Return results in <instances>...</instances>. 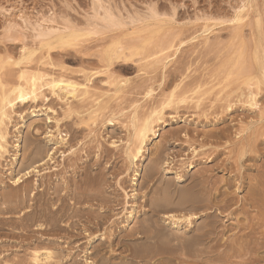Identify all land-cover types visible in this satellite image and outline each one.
<instances>
[{"label": "rangeland", "instance_id": "374dc122", "mask_svg": "<svg viewBox=\"0 0 264 264\" xmlns=\"http://www.w3.org/2000/svg\"><path fill=\"white\" fill-rule=\"evenodd\" d=\"M100 6L112 8L115 12L118 11L124 19H127L129 15L144 16L149 13L151 7L155 9L159 15H162H160L162 29L160 32L158 31L156 33V36L154 34L150 37L151 39H149V42L160 44V46H158L160 49L155 48V50H158V53L152 55V53L157 50L155 51L151 45L141 54H137L135 57L133 56L130 64L120 60L115 61L114 66L110 70L111 72H107L109 75L113 74L117 78H120L121 82L118 81L119 86L120 89L121 87L123 89H121L122 91L117 97H115V95L119 89L117 90L116 85H110L108 83V75L103 73L106 71V66H104L106 64V58L111 54V51L109 53L108 49L114 45L115 41L122 42V44L132 43L129 42V39H138L139 35L129 36L128 34L130 31L124 29H117L114 31L115 28H113L110 33H103L104 35L97 32L88 34V32L85 31V35L76 41L77 44L72 42L70 47L66 50H52L49 53L48 49L42 46L43 42L41 43V40L43 41L44 39V31H46V29L51 32H59L72 26L76 29H83L84 27L86 28V25L90 24V20H96L94 21L95 23L98 22L102 24L101 15L104 9L100 8ZM237 16L239 18L241 17V21H238ZM234 19H236V21ZM87 22L89 23L87 24ZM167 23L171 24L168 25ZM163 24H167L164 26V29ZM43 28L44 30L42 31L41 29ZM236 29H241L240 33H243L242 39L234 36L233 33ZM176 31H179L177 32V36L175 35ZM166 35L168 36L166 37ZM171 35H173V37ZM162 38L163 40H160ZM135 41L137 43L140 42V40H134L133 43H135ZM182 42L183 46H181ZM169 44L171 47L168 46ZM237 45H239L240 48H238ZM242 45L243 47L246 46L248 49L245 47L246 51L241 50ZM161 46L165 50L161 48ZM161 49L163 52L165 51V53H160L159 50ZM236 49L239 50L237 51ZM255 51H258V61L254 59ZM126 52L127 54H132L133 51L129 49ZM236 52H244L245 56L248 55L247 57L250 61L246 65V68L248 66L250 67V70L248 69L250 75L248 71H246L247 69L245 70L246 72L238 73L237 71L236 73V67L232 70L233 73L235 72V75L232 74L233 76L228 80L231 83L234 81L232 85L229 82L230 88L239 91L237 92L238 94L236 93L234 95L238 97L243 92L242 90H247L245 81H247L248 76L252 75V78L255 77L253 82L255 81L256 83L254 82L252 86L254 91L255 87L257 88L255 93H259L255 104L256 106L254 105L253 108L245 110L243 104H238L237 109H239L229 113L230 116L225 122L216 123L214 122L215 120H213L211 124L205 125V119L201 117V114H198L200 110L192 109L194 107L192 101L187 104L189 108L179 110L181 117L183 116V121L179 120L178 122H173L169 119L166 125L164 124L158 127L157 134L159 136L154 138L146 148L147 152L144 159L139 161L137 166L129 165L126 160L127 156L125 155V151L129 145L128 141L133 132L132 127H130L131 119L137 105L140 106L143 103L142 106H145V103L150 101L151 98H145L147 91H149L147 89L153 87L152 89L155 92L154 97L156 98L157 95L158 98L160 97L158 96L159 94L162 95L163 90V92L169 94L176 85L181 84L183 81H185V83L183 82L184 85L189 84L188 81L190 82L191 78H198V75H200L199 78L204 76L202 78L204 82L201 79L202 84L211 81V76H216L215 78H217L219 75V78L222 79L231 71L230 68H227L228 65L224 64L223 66V62L225 63V61H227L225 59L229 57H239V53ZM145 54L146 56H144ZM165 55H170L167 60L163 59L167 57ZM263 55L264 0H0V60L3 62V64H0V75L2 73L3 76L6 74L7 77L4 76L3 78L6 77V80H10L11 86L18 82L17 77L20 71L26 69L30 72H42V74H48V72L51 71L49 74L53 78H60L66 74L68 77H65L66 79H70L82 85L86 84L87 77L93 76L91 78L92 83H89L90 86H92L91 89L94 88L93 90H95L96 88L95 91L98 90L97 92L100 95L106 93L104 97L99 99L101 100V104H110L111 102V104H113L112 106L110 104V106L113 107L114 105V109L118 106V109L115 110L111 108L113 111H111V109L107 110V112L105 111L107 113L104 112L106 114L105 116L103 115L104 113L99 114L97 120V118H94V115L91 114L97 107L93 108L90 104L85 105L86 103H82L81 106L85 105V107L83 106V111L81 109L83 107L79 108L80 105L78 106L81 98L74 99L72 96H68L66 91H61V89H59L57 93L65 97V100L59 101L50 89H46L45 97H48V100L46 99V101H44L45 99L40 96L39 100L33 99L26 105L15 106L14 113H12L10 117L11 119H6L3 123H1L0 116V130L7 132H4L6 133V139H4V143L2 142L7 152L4 149L5 152H3L6 154L4 158L0 159V264H33L32 259L34 255L38 253L43 259V262H46L45 260H48L47 256L50 255V252L51 254L53 253V261L50 259L51 263L54 261L58 262H54L55 264H88V262H90V264H195L187 253V250H184L186 249L185 246L176 249V251L171 249L164 250L161 243L155 245L151 244L144 238V234L142 233V235L140 233V231L148 226L146 222L150 223L153 216L155 220L158 219V217L164 218L161 227L163 230H166L168 234H178L179 236L185 237L188 231V226L185 222L188 217L181 211L171 210L161 211L162 213L159 212L158 214L153 213L155 208L160 210V208L167 203L173 204L175 207H183L181 202L182 199L180 200V198H182L187 183L176 184L174 183L175 175H169V177L164 176V174L162 175V173H156L155 175L147 171V166L151 164L150 160L152 161L154 159L159 145L162 146L165 144V139H167L168 143L166 146L168 148L167 151H165V156L167 155V159H174L175 172L181 170L183 163L188 161V156H185L188 150L184 147L185 140L182 138V135L179 134L181 137L179 139H174L178 137L177 134L176 137L174 134L177 132L176 130L185 132L188 125H191V122L193 124L195 122V125H191V127L195 126L197 128V123L201 121V127H199L200 138L203 137L204 131H207V129H222L232 126L233 142L225 143L226 141H223V143L219 145L213 144L211 147L213 150L224 151L226 154L223 152L222 158L229 156L236 158V155L234 152H231V149L235 148L234 150H236L235 153L237 154V149L240 148L236 146L239 147L241 145H239L238 140H245V138L250 139L251 151L248 156L252 158L250 162L252 168L249 172L252 176V183H257L256 181L259 180L258 178H260V175L264 172ZM48 57L51 59L49 60ZM143 57H145L144 59L147 58V60L150 59L147 62ZM45 58L47 59L45 60ZM151 58H154L152 60L153 64L150 62ZM158 59H163L166 62L164 61L163 65L162 62L161 64H155L154 60L158 62ZM50 61H53V63L55 62L57 68L55 66H50ZM141 62L143 69L145 68L144 66H146V71L148 73L151 72V75L145 71L146 68L144 70L140 69L139 71V68L142 66ZM16 63L20 64L16 65ZM48 63L49 66L46 65ZM44 66L46 69H43ZM50 67H54L53 70H49ZM149 68L150 70H148ZM162 69L165 70L163 71ZM153 70H156V73ZM177 70L183 72L178 71L179 74L176 72ZM9 71H11V73ZM148 76L151 79H148ZM146 78V82L148 80L151 82L148 81L149 83H146L144 80ZM204 78L207 80L205 81ZM219 78H217V81H214V84H217L216 89H214L216 94L211 92L209 95L203 97L205 98L204 103L210 105V103L216 104L218 101V97L220 96H218V92L216 91L222 90L221 88L226 84V82H224L223 85H218ZM258 79L261 81L257 82ZM93 80L95 82H93ZM165 80L166 83L168 81L170 83L168 82V84L163 86L162 83H165ZM191 80L193 81V79ZM128 81L130 84H127ZM242 82L245 83L246 86ZM206 85H204L202 90L204 89L203 91L207 92L211 91L210 88L213 84L206 83ZM208 85H210V87ZM162 86L165 88L163 89ZM194 86L195 85L191 88H194ZM129 90L131 94H126ZM123 91H125V94ZM141 92H143V94ZM121 93L124 94L123 97L125 96L128 98H123ZM112 96L115 97V99L117 98V100L118 97H120L119 102L114 104L115 99L111 98ZM190 96H193V94L191 93ZM108 98L109 101L107 100ZM193 98L195 97L193 96ZM145 99L148 101L145 102ZM49 100H51V102ZM64 101L68 106L70 104V106L74 105L76 107H74L76 111L72 112L73 114L70 113L66 116L69 107ZM217 104L219 103L217 102ZM190 106H192L191 109ZM51 108L52 110H50ZM108 111L111 112L109 113ZM168 114L174 115L175 111L170 110L167 112L166 118L169 116ZM91 115H93V117ZM92 118L94 119L92 120ZM111 118L114 121L113 126L109 125L110 122L108 120ZM7 123L8 130L5 129L6 126H3ZM56 126H58L60 131L58 128L56 129ZM100 138L101 141H99ZM68 139L70 140L68 141ZM98 142L100 145L104 144L107 147L103 148L101 146V148L98 149V147H100ZM253 142L256 144H254L255 146ZM45 143L48 144L46 145ZM111 143L115 144L117 149L112 148L111 145H109ZM231 145H233V147H231ZM50 148L51 152L56 151V148H60L61 153L57 151L54 160L55 163L44 166L43 168V150L50 151ZM102 149L111 150L107 155L108 157L106 156L105 158ZM90 153L91 156L89 157ZM100 158L103 165L94 167V170H87L84 160L88 162L92 160L91 163L93 162V164H95ZM184 159H186V161ZM75 160H78L76 162L79 164H77V166H79L78 168L76 166L77 169L74 167L75 171L69 168V166L68 168L66 167L70 164V161L75 162ZM63 167L67 168L65 172L56 174L54 168L61 170ZM138 168L141 169L140 176L138 180L135 181V172ZM200 168L202 167H198L194 171L199 172ZM49 171L50 173L53 172V177L49 175ZM222 175H225V173H220L218 177ZM64 176H67L66 181ZM54 179L57 181L56 183ZM100 179L106 180L102 188L99 189L100 191L96 192L97 197L94 196V198L88 199L87 201L79 198L83 197V195L78 192L81 187L84 186L85 188L87 185V187H90L93 185L92 183L101 182ZM59 181L61 185L58 184ZM54 183L57 184V186ZM59 185L61 187L64 185V187L62 188L63 190L60 189L61 187L59 188L61 190L60 195L59 197L56 195V198L53 192H55V186L58 187ZM168 187L171 188L169 191H171L172 194L166 191ZM21 190L22 192L28 190L29 194L24 205L18 207L16 205L17 202L12 196H17L22 193ZM44 190L50 193L52 200H50L49 205H52L53 210H59L60 216L62 217V219H60L61 222L58 220L56 223H53L52 217H43ZM253 193H255V191H253ZM245 194L246 191L241 193V196ZM166 197H168V199L165 203ZM259 199H261V197H258L256 202H253V208L250 209L249 217H227L223 215V217L218 218V221H220L219 225L221 223L219 230L223 233V235L221 234L223 246H220L218 249V256L220 255V257L218 260L213 257L210 263L205 264H264V218L261 217L260 219V217H257L261 214L258 213L259 209L257 208L264 206L262 204L263 200L261 199V202ZM254 203L257 206L256 209ZM259 203L260 205H258ZM56 206H58V208ZM61 209H63V211ZM148 218L150 220H147ZM173 219H181L182 221L175 224V222L172 221ZM211 219L213 220V218ZM202 221L203 218L199 220V223ZM239 224H244L243 226L245 227H241L239 230ZM245 233H248L249 236L247 234L245 237ZM247 236L249 241L247 240ZM244 237L246 239H244ZM237 239H240V241ZM232 240L234 242H231ZM236 240L238 244L242 241L243 246L247 245L243 248L244 250L243 252L241 251V254H239L240 249ZM182 241H184V239ZM235 242L238 247L235 246V248H233V246L236 245ZM152 245H154L153 248L151 247ZM247 251L248 253H246ZM214 258L215 260L212 261ZM50 260H48V262Z\"/></svg>", "mask_w": 264, "mask_h": 264}, {"label": "bare ground", "instance_id": "6f19581e", "mask_svg": "<svg viewBox=\"0 0 264 264\" xmlns=\"http://www.w3.org/2000/svg\"><path fill=\"white\" fill-rule=\"evenodd\" d=\"M97 7V6H96ZM105 6H100V8L104 9L103 14L101 15V21L102 24H99L98 22H94L90 20V24H88L89 22H87L88 25H86V28L84 27L83 29H76L69 27L70 28H66L65 30H61L59 32H51L49 30L46 29V31H44V39L43 41L41 40V43L43 42L42 46L46 47L48 49V53L50 51H54V50H66L70 47L72 42H75L82 36L85 35V31L88 32V34L90 33H110V31L114 29H124L127 31H130V33L128 34L130 35H139L138 39L137 38H132L129 39V42L132 43H125L122 44V42H114V45H112L108 51L111 54L108 55V58H106V64L104 66H106V71H104L103 73L109 72L111 70V68L114 66L115 61H124V63H128L130 64L131 60L133 59L132 57L137 54H141L142 52H144L146 49L149 48V46L152 45L153 49L155 50V48H158V46H160V44L158 45L157 43H152L149 42V39H151L150 37H152L154 34L156 36V33L162 29V21H160L161 16L158 14V12L155 11V9H153L152 7L149 10V13L144 15V16H131L129 15L127 17V19H124L121 14L117 11L115 12V10L113 11L112 8H104ZM244 7V6H243ZM99 8V9H100ZM262 8V7H261ZM96 9V8H94ZM97 10V9H96ZM257 10V9H256ZM169 15V14H168ZM95 17V16H93ZM238 17V16H237ZM97 18V17H96ZM100 18V17H99ZM163 18V17H162ZM169 18V17H168ZM172 18V17H171ZM241 18V17H240ZM238 17V21H241ZM251 18V17H250ZM173 19V18H172ZM175 19V18H174ZM164 20V19H163ZM168 20V19H167ZM227 20V19H225ZM236 21V19H234ZM258 20V19H257ZM174 21V20H171ZM161 22V23H160ZM251 22V21H250ZM148 23V24H145ZM228 23V22H227ZM168 25H170L171 23H167ZM165 24V25H167ZM232 24V23H231ZM163 24V29L165 28V26ZM34 27V26H33ZM241 27V26H240ZM248 27V26H246ZM174 28V27H173ZM49 29V28H48ZM176 29V28H175ZM37 30V29H36ZM39 30V29H38ZM42 31L44 30L41 29ZM179 30V29H178ZM231 30V29H230ZM234 30V29H233ZM241 30V29H240ZM239 29H236L234 31V36L239 39L243 38V33H240ZM40 31V30H39ZM113 31V32H114ZM123 31V30H122ZM17 32V31H16ZM117 32V31H116ZM121 32V31H120ZM126 32V31H125ZM177 32L176 31V36H177ZM39 33V32H38ZM41 33V32H40ZM171 33V32H170ZM167 33V34H170ZM188 33V32H187ZM113 34V33H112ZM115 34V33H114ZM127 34V33H126ZM181 34V33H180ZM231 34V33H230ZM232 34V35H233ZM41 35V34H40ZM104 35V34H103ZM174 35V36H175ZM215 35V33H214ZM39 36V35H38ZM168 35H166L167 37ZM173 37V35H171ZM170 36V38H171ZM231 36V35H230ZM233 36V37H234ZM36 37V36H35ZM105 37V36H103ZM154 38V37H153ZM152 38V39H153ZM176 38V37H175ZM174 38V39H175ZM182 38V37H181ZM166 39V38H165ZM173 39V38H172ZM238 39V40H239ZM134 40H140V42H136L133 43ZM142 40V41H141ZM160 40H163L160 39ZM244 40V39H243ZM151 41V40H150ZM159 41V39H158ZM175 41V40H174ZM173 41V42H174ZM242 41V40H241ZM164 42V41H163ZM167 42V41H166ZM235 42V41H234ZM162 43V42H161ZM231 43V42H230ZM245 43V42H244ZM242 43V44H244ZM77 44V43H76ZM179 44V43H178ZM183 46V42L181 43ZM162 45V44H161ZM240 45V44H239ZM238 46V48H240V46ZM246 45V44H245ZM249 45V44H248ZM169 47H171V45H168ZM252 46V45H251ZM41 47V46H40ZM93 47V45H92ZM167 47V46H166ZM211 47V46H210ZM232 47V46H231ZM234 47V46H233ZM241 50H245L246 51V46L243 47V45L241 46ZM246 47V48H245ZM161 48H163L161 46ZM175 48V46H174ZM180 48V47H179ZM224 48V47H223ZM244 48V49H243ZM87 49V48H86ZM130 51L132 50V54H127V50ZM160 49V48H158ZM164 49V48H163ZM169 49V48H167ZM166 49V50H167ZM172 49H173V45H172ZM227 49V48H226ZM233 49V48H232ZM248 49V48H247ZM259 49V48H258ZM43 50V49H42ZM84 50V49H83ZM157 50V49H156ZM155 50V51H156ZM162 50V49H161ZM160 51V53H165V51L163 52V50ZM165 50V49H164ZM237 50V49H236ZM239 50V49H238ZM237 50V51H238ZM251 50V49H250ZM257 50V48H256ZM178 51V50H176ZM175 51V52H176ZM222 51V50H221ZM228 51V49H227ZM235 51V50H234ZM149 52V51H148ZM241 52V51H240ZM236 52L239 53V57H229L228 59H225L227 61H225V63L223 62V66L228 65L227 68H230V72L227 73L225 75V77H223L222 79L219 78L220 76L218 75L217 78L219 83L218 85H223L224 82H226V84L223 86V88H221L222 90L220 91H216L218 92V103L216 102V104H206L204 103V100L206 95H209V93L213 92L214 94H216L214 92V89H216V83L214 84V81H217V78H215L214 76H211V81L206 82L207 84H213L212 87L210 88L211 91H203L202 88L204 87V85H206V83L202 84L201 79L204 77L202 76L201 78L200 75H198V78H191L193 79V81L190 79V82L188 81L189 84L184 85L185 81H183L181 84H178L175 86V88L169 93L167 94V92H163L162 91V95L159 94L157 98L154 97L155 96V92L152 88L147 89L149 91H147L146 97L145 98H151L150 101H146L145 99V106H136L135 108V112L132 116L131 119V126L132 127V136L130 138V140L128 141L129 145L125 151V155L127 156L126 160L128 161L127 163H129V165H134L137 166V164H139V161H142V159H144L145 154H146V148L149 146L150 142L156 138L157 136H159L157 134L158 131V127L163 126L164 124L166 125L168 120L171 119L173 122H178L183 121V116L181 117L179 110H184L186 108H189L187 106V104L191 103L193 101L194 107L192 109H199V113L201 114V117H203L205 119V125H209L213 122V120H215L214 122L218 123V122H225L227 120V118H229V113H232L234 111H236L237 109V105L238 104H243V108L245 110H249V108H253V106L256 104V100H257V96L259 95L255 93V91H257V88L255 87V91L253 89V79L255 80V77L252 78L251 76H248L247 81H245V83L247 84V90H242L243 92L241 93L240 96H234L237 92H239L238 90H233V88H230V80L231 77L233 75H235L232 70H234L236 67V73L238 71V73L240 72H246L248 71V69L250 68L249 66L246 68V65L248 64V62L250 60H248V55L245 56V53L242 52ZM263 52V51H262ZM47 53V54H48ZM53 53V52H52ZM56 53V52H55ZM158 53V50L153 54ZM248 53V52H247ZM54 54V53H53ZM57 54V53H56ZM61 54V52H60ZM64 54V52H63ZM67 54V53H66ZM232 54V53H231ZM151 55V56H152ZM24 56V55H23ZM143 56V55H142ZM146 56V54L144 55ZM150 56V57H151ZM167 56V55H165ZM164 56V57H165ZM170 56V55H169ZM165 57L163 59L167 60V58L169 57ZM175 56V55H174ZM235 56V54H234ZM264 56V55H263ZM47 57V56H46ZM50 57H51V53H50ZM148 57V56H147ZM198 57V56H197ZM49 58V57H48ZM145 57H143L144 59ZM161 58V57H158ZM239 58V59H238ZM252 58V57H251ZM26 59V58H25ZM47 58H45L46 60ZM51 58H49L50 60ZM150 59V58H149ZM148 59V60H149ZM154 58H151V63L153 64L152 60ZM163 59H158L159 61L156 62L155 64H164L163 62L165 60ZM170 59V58H169ZM220 59V58H219ZM254 59H256V61L259 60L258 58V51H255V56ZM42 60V59H41ZM53 60V59H52ZM103 60V59H102ZM140 60V59H138ZM148 62L147 58L144 59ZM171 60V59H170ZM40 61V60H39ZM62 61V60H60ZM46 62V61H45ZM140 62V61H139ZM166 62V61H165ZM264 62V61H263ZM35 63V61H34ZM50 66H55V62L53 63V61L49 62ZM49 63L46 64L49 66ZM136 63V62H135ZM259 63V62H258ZM257 63V64H258ZM261 63V62H260ZM0 64H3L2 60H0ZM20 63H16V65H19ZM57 64V63H56ZM119 64V63H118ZM151 64V65H152ZM154 64V66H155ZM157 64V65H158ZM168 64V63H167ZM179 64V63H178ZM186 64V63H185ZM36 65V64H35ZM45 65V64H44ZM60 65V64H59ZM139 65V64H138ZM142 65V62H141ZM161 65V68H162ZM166 65V64H165ZM188 65V64H187ZM222 65V64H221ZM241 67H240V66ZM264 65V64H263ZM3 66V65H1ZM43 66V65H42ZM47 66V67H48ZM150 66V65H149ZM153 66V67H154ZM253 66V65H252ZM45 67V66H44ZM43 69H46V67ZM57 68V66H55ZM140 67V66H139ZM142 67V68H141ZM139 68L143 69V65ZM146 68V66H144ZM157 67V66H156ZM155 67V68H156ZM220 67V66H219ZM226 67V66H225ZM261 67V66H260ZM2 68V67H1ZM21 68V66H20ZM54 68V67H53ZM53 68L50 67L49 70H53ZM144 68V69H145ZM152 68V67H150ZM150 68L148 70H150ZM154 68V69H155ZM159 68V67H158ZM164 68V67H163ZM182 68V66H181ZM252 68V67H251ZM4 69V68H3ZM38 69V68H37ZM40 69V68H39ZM143 69V70H144ZM247 69V70H246ZM18 70V69H17ZM48 70V69H47ZM56 70V69H55ZM54 70V71H55ZM83 70V69H82ZM117 70V69H116ZM147 70V68L145 69V71ZM152 70V69H151ZM158 70V69H156ZM156 70H153L154 72ZM160 70V69H159ZM163 70V69H162ZM165 70V69H164ZM163 70V71H164ZM222 70V69H221ZM246 70V71H245ZM250 70V69H249ZM253 70V69H251ZM44 71V70H43ZM62 71V70H61ZM67 71V70H66ZM81 71V70H80ZM84 71V70H83ZM179 70H177L176 72H178ZM190 71V70H189ZM218 71V70H217ZM220 71V70H219ZM11 73V71H9ZM15 72V71H14ZM53 72V71H52ZM65 72V71H64ZM88 72V71H87ZM111 72V71H110ZM147 72V71H146ZM172 72V71H171ZM179 72H183V71H179ZM178 72V73H179ZM207 72V71H206ZM212 72V71H211ZM223 72V71H222ZM227 72V69H226ZM250 71H248L249 74ZM7 73V72H6ZM49 73H51V71L47 73H39L37 72H30L27 69L26 70H22L19 73L18 78V82L15 85L11 86V82H9L8 80H6L7 75L5 74L4 76H6L5 78H3V73L0 75V116H1V123H3L4 121H6V119L8 120L12 113H14V109L15 106L17 105H26L27 103H30V100H35L41 97H43L44 101H46L45 97V92L46 89H50V91L53 92V94L57 97L56 99H58L59 101H63V99L65 100V97H62V95L57 93V90L61 89V91H66L68 93V96H72L74 99H78L81 98L80 104H78L79 108L81 107H85V105L90 104V106L93 108H96L94 110V112H91V114L94 115V118H99V114L104 113L105 111L107 112V110H110L111 108L114 109L113 107H115L110 102L111 106L109 103L107 104H101V100H99L101 97H104V94L106 93H102L101 95L98 94V90H93L91 89L92 86H90V82L92 81V77H85L86 78V84H79L75 81H72L70 79H66L65 77H67V75L62 76L60 78H53ZM62 73V72H61ZM75 73V72H74ZM114 73V72H113ZM148 73V72H147ZM151 72H149L148 74H150ZM156 73V72H155ZM161 73V72H160ZM216 73V72H215ZM252 73V72H251ZM63 74V73H62ZM78 74V73H77ZM80 74V72H79ZM97 74V73H96ZM95 74V75H96ZM102 74V73H101ZM141 74V73H140ZM176 74V73H175ZM180 74V73H179ZM204 74V73H203ZM224 74V73H223ZM233 74V75H232ZM245 74V73H244ZM247 74V73H246ZM262 74V73H261ZM53 75V74H52ZM109 77V81L108 83L110 85H116L117 88V92L115 97L120 95V92L122 91L121 89H123L119 86V82L120 78H117L115 75H109L107 74ZM151 75V74H150ZM165 75V74H164ZM183 75V74H182ZM186 75V74H185ZM190 75V74H189ZM188 75V76H189ZM205 75V74H204ZM207 75V74H206ZM215 75V74H213ZM222 75V74H221ZM242 75V73H241ZM250 75V74H249ZM69 76V74H68ZM141 76V75H140ZM172 76V74H171ZM210 76V75H209ZM238 76V75H237ZM262 76V75H261ZM56 77V76H55ZM168 77V76H167ZM175 77V76H174ZM192 77V76H191ZM258 77V76H257ZM9 78V76H8ZM68 78V77H67ZM96 78V77H95ZM164 78V76H163ZM162 78V79H163ZM166 78V76H165ZM190 78V76H189ZM215 78V79H214ZM239 78V77H237ZM119 79V80H118ZM130 79V78H129ZM142 79V78H141ZM148 79L149 78L148 76ZM167 79V78H166ZM173 79V78H172ZM186 79V78H185ZM205 79V78H204ZM210 79V78H209ZM214 79V80H213ZM234 79V78H233ZM77 80V78H76ZM145 82L147 80L144 79ZM183 80V79H182ZM203 80V79H202ZM207 79H205L206 81ZM238 80V79H237ZM123 81V80H122ZM150 81V80H148ZM146 83H149V82ZM164 81V80H163ZM172 81V80H171ZM236 81V79H235ZM239 81V80H238ZM261 80L258 79L257 82H260ZM263 81V80H262ZM88 82V83H87ZM93 82H95L93 80ZM121 82V81H120ZM126 82V81H125ZM131 82V81H130ZM151 82V81H150ZM162 82V81H161ZM169 82V81H168ZM168 82L165 83L163 82V86H165L166 84H168ZM204 82V80H203ZM230 82V83H229ZM234 82V81H233ZM232 82V83H233ZM92 83V82H91ZM129 83V81L127 82V84ZM154 83V82H153ZM170 83V82H169ZM231 83V85H232ZM243 83V82H242ZM243 83L245 86L246 84ZM256 83V82H255ZM262 83V82H261ZM14 84V83H13ZM130 84V83H129ZM161 84V85H162ZM183 84V85H182ZM92 85V84H91ZM194 88H191L193 87ZM234 85V84H233ZM264 85V84H263ZM162 86V87H163ZM207 86V85H206ZM210 87V85H208ZM235 86V85H234ZM233 86V87H234ZM237 86V85H236ZM143 87V86H142ZM145 87V86H144ZM232 87V86H231ZM262 87V86H261ZM141 88V87H140ZM148 88V87H147ZM165 87H163L164 89ZM236 88V87H235ZM234 88V89H235ZM136 89V88H135ZM237 89V88H236ZM243 89V87H242ZM264 89V88H262ZM261 89V91H262ZM128 91V90H127ZM133 91V90H132ZM158 91V90H157ZM226 91V92H225ZM104 92V91H103ZM125 91H123L124 93ZM130 92V93H129ZM129 92H127L126 94H131V91L129 90ZM264 92V91H263ZM66 93V94H67ZM143 94V92H141ZM157 93V92H156ZM193 94V96L195 98H193V96H190V94ZM125 94V93H124ZM122 97H123V95ZM238 94V93H237ZM106 96V95H105ZM108 96V95H107ZM115 97H111L114 98ZM211 97V96H210ZM214 97V95H213ZM212 97V98H213ZM119 98L118 100L117 98L114 100L115 103L119 102ZM123 98H126L125 96ZM128 98V97H127ZM126 98V99H127ZM191 101H190V100ZM48 100V99H47ZM109 101V98L107 99ZM111 100V99H110ZM124 100V99H123ZM207 100V98H206ZM51 102V100H49ZM55 101V100H54ZM69 101V100H68ZM106 101V99H105ZM117 101V102H116ZM122 101V98H121ZM211 101V100H210ZM208 102V101H207ZM48 103V102H46ZM65 103V101H64ZM79 103V102H78ZM86 103L85 105L81 106V104ZM124 103V102H123ZM130 103V102H129ZM66 104V103H65ZM73 104V103H72ZM186 104V106H185ZM192 104V105H193ZM64 105V104H63ZM67 105V104H66ZM65 105V106H66ZM77 105V104H76ZM120 105V104H119ZM131 105V104H130ZM184 105V106H183ZM68 106V105H67ZM256 106V105H255ZM69 107V108H68ZM67 111L68 114L66 113V116H68L70 113L76 111L74 110V105L73 106H68ZM84 107L81 108L84 111ZM89 107V105H88ZM118 106H116L115 109ZM128 107V106H127ZM192 106H190L191 109ZM207 107V108H206ZM63 108V107H62ZM76 108V107H75ZM87 108V107H86ZM183 108V109H182ZM66 109V108H65ZM111 109V111H113ZM114 109V110H115ZM239 109V108H238ZM237 109V110H238ZM52 110V108L50 109ZM170 110H174L175 114L174 115H169L166 118L167 112H169ZM189 110V109H188ZM110 111V112H111ZM118 111V110H117ZM116 111V112H117ZM64 112V111H63ZM79 112V109H78ZM105 112V113H106ZM109 112V111H108ZM109 112V113H110ZM198 112V111H197ZM103 114L104 116L107 114ZM113 113V112H112ZM73 114V113H72ZM115 114V113H114ZM93 115H91L93 117ZM200 116V115H198ZM264 116V115H263ZM65 117V116H64ZM90 117V116H89ZM92 118V120L94 119ZM11 119V118H10ZM91 119V117H90ZM106 119V118H105ZM82 120V119H81ZM234 120V119H233ZM100 121V120H99ZM110 122V126L114 125V121L113 119H109L108 120ZM185 121V120H184ZM97 122V121H96ZM95 122V123H96ZM59 123V122H58ZM71 124V123H70ZM185 124V123H184ZM8 123L3 125L6 126L3 127L6 130H8ZM58 125V124H56ZM187 125V124H186ZM191 125H195L191 122ZM191 125H188V128L186 129L185 132H181L180 130H176L177 132L174 134L176 137L177 134V138L174 139H179L182 135V138L185 140V145L184 147H186V149L188 150V153L185 155L186 157L188 156V161L186 163H183V167L181 168V170L178 171H174V159H167L165 156V151H167V146L166 144L168 143L167 139H165V144H163L162 146L159 145V147L156 150V153L154 155V159L150 162L151 164L148 167L147 171L152 172L153 174L156 175V173H162V175L164 174V176L169 177V175H175V182L176 184H181V183H187L186 189H184V193L182 195V198H180L183 207H175L173 206V204H164L163 207L160 208V210L158 211L157 208H155V211L153 209V213H162L161 211H171V210H177V211H181L182 213H184V215H187V219H186V225L188 226V231L185 234V237L183 236H179L178 234H168V232L166 230L162 229V223H163V217H158V219H154V216L151 218V220L148 218L147 220H150V223L146 222V224H148V226H146L142 231H140V233L144 234V238L147 239V242L149 241L151 244H158L161 243L163 245L162 248H164V250H168L171 249L173 251H176V249H179L180 247L185 246L187 250V253L190 255V257L193 259V263L195 264H205V263H210L211 259L213 257L216 258V260H218V258L220 257V255L218 256V249L220 246H223L222 244V237L221 234L223 235L222 231L219 230V227L221 226V223L219 225L218 218L219 217H223V215L227 216V217H249V213H250V209L253 208V202H256V199L259 197H261V199L263 200V206H264V172H262V174L260 175V178H258L259 180H257L256 178V182L257 183H252V176L251 173L249 172L251 170V160L252 158L248 156V154L251 151V142L250 139L245 138V140H238L239 141V147L236 146L237 148V154L235 153L236 150H234L235 148L231 149V152H234V154L236 155L235 157H226V158H222L223 152L222 150H213L211 147L213 144H221L223 143V141H226L225 143H232L233 142V132L231 131V127L228 128H215V129H211L207 131H204V135L202 138H200V133H199V127H201V121H199L197 123V128L195 126L191 127ZM59 126V125H58ZM58 126H56V129L58 128ZM61 126V125H60ZM1 127V126H0ZM67 127V126H66ZM187 127V126H186ZM64 128V127H63ZM210 128V127H209ZM1 129V128H0ZM68 129V128H67ZM254 129V128H253ZM252 129V130H253ZM4 130V129H3ZM59 130V128H58ZM72 130V129H71ZM60 131V130H59ZM257 131V130H256ZM6 132V131H4ZM2 130H0V159L4 158V155L6 153H4V139H6V133H4ZM202 132V131H200ZM263 132V130H262ZM61 133V132H60ZM180 134V135H179ZM242 134V133H241ZM262 134V133H261ZM60 135V134H59ZM73 135V134H72ZM185 137V138H184ZM238 137V135H237ZM61 138V137H60ZM167 138V137H166ZM51 139V138H50ZM49 139V140H50ZM64 139V138H62ZM239 139V138H238ZM247 139V140H246ZM65 140V139H64ZM70 139H68L69 141ZM99 141H101V138L99 139ZM106 141V140H105ZM237 141V140H235ZM255 141V140H254ZM3 142V143H2ZM47 142V141H46ZM49 142V141H48ZM163 142V141H162ZM257 142V141H256ZM6 143V142H5ZM103 143V142H102ZM126 143V142H125ZM236 143V142H235ZM46 144V143H45ZM48 144V143H47ZM46 144V145H47ZM51 144V142H50ZM53 144V142H52ZM69 144V142H68ZM237 144V143H236ZM255 143L253 142V145ZM7 145V144H6ZM62 145V144H61ZM98 145L101 148V146L104 148H106L107 146H105L104 144H101L98 142ZM111 145L112 148H116V145L111 143L109 144ZM234 145V144H233ZM233 145H231V147H233ZM256 145V144H255ZM254 145V146H255ZM49 146V145H48ZM46 146V147H48ZM234 146V147H235ZM51 147V146H50ZM71 147V146H70ZM118 147V145H117ZM228 147V146H227ZM253 147V146H252ZM124 148V147H123ZM211 148V149H210ZM215 148V147H214ZM226 148V147H225ZM256 148V147H255ZM63 149V148H62ZM117 149V148H116ZM149 149V148H148ZM216 149V148H215ZM224 149V148H223ZM6 150V149H5ZM103 153L105 154V158L106 156L111 152V150L109 149H102ZM255 150V149H254ZM4 151V152H3ZM57 151L60 152V148H56V151L51 152V148L50 151L49 150H43V168L44 166H48V165H52L54 164V160H55V155L57 154ZM100 151V150H99ZM118 151V150H117ZM7 152V150H6ZM230 152V151H229ZM255 152V151H254ZM61 153V152H60ZM101 153V152H100ZM116 154V153H114ZM224 154H226L224 152ZM233 154V153H232ZM63 155V154H62ZM99 155V154H98ZM97 155V157H98ZM117 155V154H116ZM124 155V154H123ZM124 155V156H125ZM69 156V155H68ZM91 156V153L89 155V157ZM101 156V155H100ZM103 156V155H102ZM108 157V156H107ZM256 157V155H255ZM70 158V157H69ZM82 158V157H81ZM102 158V157H101ZM101 158L99 160H97L95 162V164H93V162L91 163L88 162L87 160H84V164L85 167L90 170H94V167H99L102 164ZM254 158V157H253ZM59 159V158H58ZM65 159V158H64ZM67 159V158H66ZM118 159V158H117ZM72 160V159H71ZM186 161V159H184ZM78 160L74 161H70V164H68L66 167L68 168H72L75 171V168L78 164V162H76ZM80 161V160H79ZM82 161V160H81ZM177 161V159H176ZM175 161V162H176ZM67 163V162H66ZM1 164V162H0ZM185 164V165H184ZM79 165V164H78ZM63 166V165H62ZM83 166V165H82ZM176 166V165H175ZM179 166V165H178ZM58 167V166H57ZM58 169V168H54V171L56 172V174H60L65 172V169ZM75 167V168H74ZM79 166H77L78 168ZM84 167V166H83ZM84 167V168H85ZM198 167H202L200 168L199 172H195L194 170ZM76 168V169H77ZM129 169V168H128ZM134 169V168H133ZM180 169V168H179ZM53 170V169H52ZM79 170V169H78ZM86 170V169H85ZM131 170V169H130ZM140 168L137 169V171L135 172V178L134 180L137 181L138 177L140 176ZM263 170V169H262ZM51 171V170H50ZM49 171V175L52 176L53 172L50 173ZM84 171V170H83ZM194 171V172H193ZM198 171V170H196ZM81 172V171H80ZM142 172V171H141ZM260 172V171H259ZM48 173V172H47ZM87 173V171H86ZM143 173V172H142ZM220 173H225V175L219 176L218 175ZM89 174V173H88ZM87 174V175H88ZM105 174V173H104ZM62 175V174H61ZM91 175V174H90ZM161 175V176H162ZM47 176V175H46ZM103 176V175H101ZM53 177V176H52ZM61 177V176H59ZM65 177V176H64ZM67 177V176H66ZM66 177H65V181H66ZM173 177V176H172ZM254 177V175H253ZM44 178V177H43ZM60 179V178H59ZM169 179V178H168ZM55 180V179H54ZM86 180V179H85ZM101 180V179H100ZM105 180L103 179L101 180V182H96V183H92L93 185L90 187H81L80 190L78 191L80 194L83 195V197H79L80 199L83 200H88V199H92L94 198V196H96V192L100 191L99 189L102 188V186L105 184ZM150 180V179H149ZM49 181V179H48ZM63 181V180H62ZM99 181V180H98ZM57 181L55 180V183ZM83 182V181H82ZM47 183V182H46ZM49 183V182H48ZM54 183V184H55ZM76 183V181H75ZM171 183V182H170ZM169 183V184H170ZM60 184V181L59 183ZM84 184V183H83ZM46 185V184H45ZM57 186V184H55ZM61 185V184H60ZM56 187L55 186V192H53V194L59 197L60 195V189H62L64 187V185ZM68 185V184H67ZM74 185V184H73ZM47 186V185H46ZM76 186V185H75ZM184 186V187H185ZM49 187V186H47ZM61 187V188H60ZM67 187V186H66ZM80 187V186H79ZM163 187V186H162ZM171 187V186H170ZM168 187L166 188V191H168V193L172 194L171 188ZM60 188V189H59ZM53 189V191H54ZM29 190V189H28ZM28 190H24V192H21L20 194H18L17 196H12L14 197V200L17 202V206L21 207L24 205L25 201L28 198V194L29 191ZM48 190V189H47ZM63 190V189H62ZM102 190V189H101ZM107 190V189H106ZM81 191V192H80ZM244 191H246V194L244 196H241V193H244ZM253 191H255V193H253ZM16 192V191H15ZM14 192V193H15ZM73 192V191H72ZM181 192V191H180ZM77 193V192H76ZM156 193V191H155ZM166 193V192H165ZM81 195V196H82ZM243 195V194H242ZM256 195V196H255ZM56 196V198H57ZM65 196V195H64ZM171 196V195H169ZM173 196V195H172ZM62 197V196H61ZM97 197V196H96ZM160 197V196H159ZM165 197V196H164ZM256 197V198H255ZM65 198V197H64ZM63 198V199H64ZM78 198V199H79ZM161 198V197H160ZM177 198V197H176ZM12 199V198H11ZM10 199V201L12 202V200ZM62 199V198H61ZM106 199V196H105ZM108 199V198H107ZM110 199V198H109ZM164 199V198H163ZM162 199V200H163ZM168 199V197H166L165 199V203L166 200ZM173 199V198H172ZM259 199V200H261ZM50 200H52L50 193H47L46 190L43 191V217H52L53 219V223L60 219H62V217L60 216L59 210H53L52 209V205L50 204ZM170 200V198H169ZM261 200V202H262ZM65 201V199H64ZM105 201V200H104ZM164 201V200H163ZM14 202V201H13ZM58 202V201H57ZM61 202V201H60ZM173 202V201H172ZM81 203V202H80ZM84 203V202H83ZM155 203V202H154ZM164 203V202H162ZM258 203V202H257ZM62 204V203H61ZM261 204V205H262ZM255 205V209L257 208L256 204ZM260 205V203L258 204ZM58 208V206H56ZM262 207V206H260ZM258 207L257 209H259L258 213H261L260 216L258 215L257 217H261L264 218V207L260 208ZM60 208V206H59ZM159 208V207H158ZM63 211V209H61ZM151 210V209H150ZM165 213V212H164ZM62 214V213H61ZM132 214V213H131ZM63 215V214H62ZM160 215V214H159ZM158 215V216H159ZM254 215V214H253ZM64 217V215H63ZM256 217V216H255ZM203 218V221L199 223V220H201ZM213 218V220L211 219ZM51 219V218H50ZM51 219V220H52ZM48 220V219H47ZM210 220V221H208ZM172 221L175 222V224L180 223L179 221H182L181 219H173ZM263 221V219H262ZM52 222V221H51ZM61 222V220H60ZM171 223V222H170ZM172 224V223H171ZM183 224V223H181ZM180 224V225H181ZM55 225V224H54ZM57 225V224H56ZM244 224H239L238 229L240 230L241 227H245L243 226ZM145 226V225H144ZM247 226V224H246ZM249 226V224H248ZM264 226V224H263ZM178 227V226H177ZM249 228V227H248ZM250 229V228H249ZM224 230V229H223ZM137 232V231H135ZM138 233V232H137ZM249 233V232H248ZM247 233V234H248ZM136 234V233H134ZM142 234V235H143ZM245 233V237L247 235ZM133 235V233H132ZM130 236V235H128ZM141 236V235H140ZM249 236V234H248ZM248 236H247V240H248ZM244 237V239H246ZM240 238V237H239ZM184 239V241H182ZM236 239V238H234ZM233 239V240H234ZM241 239V238H240ZM240 239L238 241H240ZM231 242H234V241ZM236 240V242H237ZM243 240V239H242ZM175 241V242H174ZM249 241V240H248ZM247 241V242H248ZM235 242V244H236ZM244 243V241H243ZM148 244V245H151ZM231 244V243H230ZM234 244V243H233ZM232 244V245H233ZM238 244V242H237ZM234 245L233 248H235V246L238 247L239 245V249L240 252L239 254H241V251L243 252V248L246 247L245 245L243 246L242 241L238 244V245ZM247 244V243H246ZM152 245L151 247L153 248ZM161 245V246H162ZM249 245V244H248ZM150 247V246H149ZM150 247V248H151ZM158 247V246H156ZM155 247V249H156ZM250 247V246H249ZM160 248V249H162ZM232 248V246H231ZM232 248V249H233ZM158 249V248H157ZM238 249V251H239ZM249 249V248H248ZM179 251V250H178ZM37 253V252H35ZM245 253V252H244ZM248 253V251L246 252ZM53 254V253H52ZM50 252V255L47 256V259L50 260L52 259L53 261V255ZM238 254V253H237ZM248 255V254H247ZM239 256V255H238ZM227 257V256H226ZM229 258H231L230 256H228ZM56 258V257H55ZM215 258L212 260L214 261ZM222 259V258H221ZM226 259V258H225ZM48 260H45L46 262H43V259L41 258V256L38 254H35L33 259H32V263L33 264H53L51 263V260L48 262ZM229 260V259H228ZM24 262V261H23ZM85 262V261H84ZM58 263V262H55ZM54 263V264H55ZM60 263V262H59ZM86 263V262H85ZM22 264V263H21ZM28 264V263H27ZM88 264H90V262H88ZM92 264V263H91Z\"/></svg>", "mask_w": 264, "mask_h": 264}]
</instances>
